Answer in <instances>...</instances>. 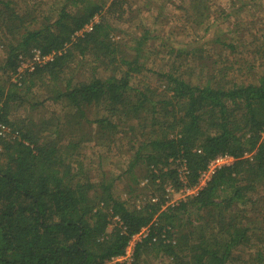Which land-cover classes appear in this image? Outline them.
Listing matches in <instances>:
<instances>
[{"label": "trees", "instance_id": "obj_1", "mask_svg": "<svg viewBox=\"0 0 264 264\" xmlns=\"http://www.w3.org/2000/svg\"><path fill=\"white\" fill-rule=\"evenodd\" d=\"M236 3L0 0V122L10 129L0 138V264H108L143 228L131 264L150 254L167 264H264V32L247 29L246 48ZM168 5L171 29H192L191 41L165 33L152 48L168 56L158 85L135 82ZM131 25L141 35L127 46ZM36 51L50 59L34 61ZM47 102L59 109L37 117ZM18 108L34 115L13 119ZM113 152L125 159L110 178L103 165ZM223 154L230 165L167 204V189L197 186ZM123 178L129 200L115 193Z\"/></svg>", "mask_w": 264, "mask_h": 264}, {"label": "rangeland", "instance_id": "obj_2", "mask_svg": "<svg viewBox=\"0 0 264 264\" xmlns=\"http://www.w3.org/2000/svg\"><path fill=\"white\" fill-rule=\"evenodd\" d=\"M237 3L235 4L234 9H237L240 11V15H239V19L243 21L242 23V28L246 29V38H247V46L246 48H251L249 47V42L251 41V37L248 35V31L247 29H251V32H253V34H257L261 35V33L264 32L263 28H264V24L262 23H258V19L256 18L259 14L264 17V0H256V3H253L252 0H245L244 4L242 5V0H236ZM244 1V0H243ZM218 2L220 3V5L223 7V9L225 11H228L229 9H231V7H229V0H218ZM151 12L156 13L153 9H151ZM148 15V13H146ZM152 14V13H150ZM163 14V17H161V15ZM176 14L175 9L173 8V6L168 5V11H162L161 15L159 16V18L161 19V24L160 25H154V30H157V33L159 34V38H157L156 40L153 41V39L149 42L150 45H148V47L146 49H148V52L145 57H142L140 59L141 62H144V69L141 72V74L137 75L136 79H134L135 82L141 81L145 84H150L151 86L156 87L158 85V73L159 72H163L165 71V67H163V63H166L168 61V56L165 55V53L161 52V53H155L153 51L152 48L157 49L160 51L162 49V46H160L162 44V36H164V40H166V35L165 33L167 32H171L172 33V37L173 40L172 42H177L178 40H180L181 42H190V36L188 37V34H192V29L189 30V32H187L186 34H178V29H171L172 26L174 24L177 23L176 19L173 17V15ZM98 20V16L94 17L91 22H95ZM255 21V22H254ZM232 20H228L226 19L223 23H222V27L226 34L229 37H234V33L233 28L231 26L232 24ZM139 22H134L132 24L137 25ZM165 25V27H163V24ZM152 22L148 19L146 20V26H151ZM126 28V27H123ZM128 31L127 33L130 34L128 37L125 36V40L128 41L127 46H131L133 44V41L129 40L131 38L138 37L141 35V31L137 30L134 31L133 30V25H131L130 27H128ZM220 28V27H219ZM231 30V31H229ZM163 33V34H162ZM121 37V35L116 36V38ZM152 46V47H151ZM2 46L0 45V48ZM151 47V48H150ZM152 50V51H151ZM247 50V49H246ZM130 52V50H129ZM1 53V52H0ZM224 56L225 59H229L232 60V56L229 53L228 50L224 51ZM2 58V56H0V59ZM163 60V61H161ZM21 67H25L21 66ZM26 68V67H25ZM84 77H86L87 75H89L88 72H85ZM82 75V76H83ZM15 76H13L12 80H15L14 78ZM55 109H59V106L52 104L50 102L46 103V106H40V108H38V113L36 114V116L38 117L39 115H50V112L55 110ZM29 109L25 110V108H18L16 109V111L13 114L12 118L16 119V120H22L24 118V116L28 117L29 115L33 116L34 115V111L32 113H29ZM36 113V112H35ZM90 145V144H89ZM89 145L87 146L88 149H86L87 151H91L93 153H98L99 148H95L93 145ZM116 153L113 152L111 155H109L108 157V164L107 165H103V169L105 170V172L108 174V176L114 177L117 176V174H119V169L117 168L116 164L118 163H124V159L125 158H119L118 156L115 155ZM93 166H96L95 164ZM209 176L206 178L204 177L203 180H201V182L196 186V191L195 193H197L198 189H200L202 186H204L205 182L208 180ZM124 182V178L121 179L120 181H117V179H115V193L119 196H121L122 200H129L127 197L128 195H125V193H122L121 190V186L122 183ZM175 192V190H174ZM173 192V193H174ZM150 193L149 191H147V194ZM141 194H144L143 191H141ZM186 194L182 193V192H177L174 193L173 195L170 194V196L167 199V204H173V202H177V200H180V198L184 197ZM166 197V196H165ZM186 198V197H185ZM145 196H141L138 199H130V202H134L135 204L139 205L142 204L146 201ZM143 237L140 235L138 237V239H142ZM136 239V238H135ZM134 239V240H135ZM131 240V239H130ZM129 243V242H128ZM134 243V242H132ZM128 246V245H127ZM130 249L132 248L131 246H129ZM242 254V253H241ZM168 261L167 259L163 258V257H158V258H154L153 254H150L148 257L144 256L141 258L140 260V264H167ZM110 264V263H108Z\"/></svg>", "mask_w": 264, "mask_h": 264}, {"label": "built area", "instance_id": "obj_3", "mask_svg": "<svg viewBox=\"0 0 264 264\" xmlns=\"http://www.w3.org/2000/svg\"><path fill=\"white\" fill-rule=\"evenodd\" d=\"M97 22V21H95ZM91 27H92V22L87 25L85 27V30H91ZM33 59L34 61L36 62H42V61H47L50 59V56H47V57H40L39 53L36 51L33 55ZM25 64V67H29L30 70L33 69V66L32 64L30 63H21V66H24ZM10 133V129L9 127H7L5 124L1 123L0 122V138L1 137H6L7 134ZM233 158L231 156H229L228 154H223V155H218L216 156L207 166V169L202 172L201 174V177H200V180L198 182V184L201 182V180H203L204 177H208L210 178V175L215 171L216 168H219L221 166H224V165H230L232 162H233ZM208 178V179H209ZM206 183V182H205ZM197 184V185H198ZM196 186L193 187V188H189V187H183L181 188L178 192H182L184 194H186L184 197L180 198L181 199H184L185 197L187 196H192V195H196L195 191H196ZM167 194H166V198H168L170 196V194H174V193H177V191L174 192L173 189L169 188L166 190ZM174 192V193H173ZM151 202H155L156 201V198L155 197H152L150 199ZM178 201V200H177ZM174 203V202H173ZM148 233V229L147 228H143L138 234L134 235L131 240L129 241L128 243V246L126 247L125 249V253L124 255L122 256H119V257H116V258H112L110 264H114L115 262H121V263H126V264H131V262L133 261V254H134V249L136 247V245L141 242V239H138V237L141 235L142 237H145ZM136 238V239H135ZM135 239V240H134ZM134 242V243H132ZM131 246L132 248L130 249Z\"/></svg>", "mask_w": 264, "mask_h": 264}, {"label": "clouds", "instance_id": "obj_4", "mask_svg": "<svg viewBox=\"0 0 264 264\" xmlns=\"http://www.w3.org/2000/svg\"><path fill=\"white\" fill-rule=\"evenodd\" d=\"M151 198H152V197H151ZM151 198H149V201H150Z\"/></svg>", "mask_w": 264, "mask_h": 264}]
</instances>
